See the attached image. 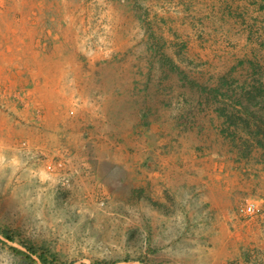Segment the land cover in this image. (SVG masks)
Returning <instances> with one entry per match:
<instances>
[{"label": "rangeland", "instance_id": "obj_1", "mask_svg": "<svg viewBox=\"0 0 264 264\" xmlns=\"http://www.w3.org/2000/svg\"><path fill=\"white\" fill-rule=\"evenodd\" d=\"M216 109L264 134V0H0V264H264V150Z\"/></svg>", "mask_w": 264, "mask_h": 264}, {"label": "built area", "instance_id": "obj_2", "mask_svg": "<svg viewBox=\"0 0 264 264\" xmlns=\"http://www.w3.org/2000/svg\"><path fill=\"white\" fill-rule=\"evenodd\" d=\"M26 154L28 156L26 159H32L35 163H41L43 165L47 178L51 179L54 182L53 188L58 189L60 188V186L69 184V181L73 174L69 173L65 169L66 162L61 156L54 157L53 159L45 158L41 160L37 156L36 152L31 153V151L28 150ZM33 161L32 165L36 166ZM101 204H103V202ZM262 210L263 209L260 203H257L256 201H245L239 206L238 214L243 218L251 219L258 215H262Z\"/></svg>", "mask_w": 264, "mask_h": 264}, {"label": "trees", "instance_id": "obj_3", "mask_svg": "<svg viewBox=\"0 0 264 264\" xmlns=\"http://www.w3.org/2000/svg\"><path fill=\"white\" fill-rule=\"evenodd\" d=\"M219 115L226 117V121H228L229 126H236L238 127L239 124H235L236 122H239L241 125V128L248 134L247 139H241L243 141V146L245 148V153L247 152L248 148L251 146L250 143L256 144L258 147L262 148L264 150V134L262 129L256 125V127H251V124L249 121L243 120V119H235L236 122L233 120V116H226L225 115V110L224 109H216ZM0 233L4 235L7 239H9L8 234L4 230H0ZM17 254L24 255L25 258L30 259L28 255H25L22 251L20 250H15ZM31 260V259H30Z\"/></svg>", "mask_w": 264, "mask_h": 264}, {"label": "crops", "instance_id": "obj_4", "mask_svg": "<svg viewBox=\"0 0 264 264\" xmlns=\"http://www.w3.org/2000/svg\"><path fill=\"white\" fill-rule=\"evenodd\" d=\"M34 129V128H33ZM53 189L54 190H57V189H55V188H52L51 190L53 191ZM157 193H154L153 195L155 196ZM146 206V205H145ZM148 208H146V210H148L150 213H154L155 211H153V209H152V207L151 206H147Z\"/></svg>", "mask_w": 264, "mask_h": 264}]
</instances>
